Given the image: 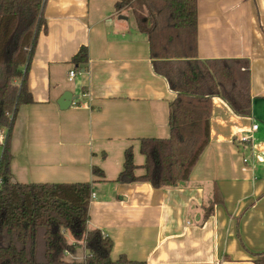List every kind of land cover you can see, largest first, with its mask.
Listing matches in <instances>:
<instances>
[{"label":"crops","instance_id":"obj_1","mask_svg":"<svg viewBox=\"0 0 264 264\" xmlns=\"http://www.w3.org/2000/svg\"><path fill=\"white\" fill-rule=\"evenodd\" d=\"M122 2L46 0L47 30L28 74L34 102L18 108L12 128L11 182L91 183L88 226L112 239L111 264H256L264 252V0H196L198 58L248 61L251 112L213 96L210 140L189 180L159 189L117 181L130 147L136 175L145 173L140 141L170 137L177 97ZM81 47L88 63L78 69ZM72 69L79 73L70 80ZM66 91L74 100L62 109ZM257 122L252 142L236 140ZM85 256L81 246L66 264Z\"/></svg>","mask_w":264,"mask_h":264},{"label":"trees","instance_id":"obj_2","mask_svg":"<svg viewBox=\"0 0 264 264\" xmlns=\"http://www.w3.org/2000/svg\"><path fill=\"white\" fill-rule=\"evenodd\" d=\"M136 1L145 16L138 18L139 27L148 36L154 69L177 97L169 105L170 137L140 141L145 173L136 175L130 147L117 181L176 187L189 180L209 143L213 96H221L239 114H250V67L242 59L198 58L196 0ZM45 6L46 0H0V130L6 129L0 159V264H66V254L81 246L85 264H111L112 239L88 226L91 183L10 180L12 128L18 108L34 102L28 74L38 38L47 30ZM73 62L85 68L88 49L81 47ZM93 171L103 176L101 169ZM119 262L146 264L125 257ZM256 264H264V252Z\"/></svg>","mask_w":264,"mask_h":264},{"label":"built area","instance_id":"obj_3","mask_svg":"<svg viewBox=\"0 0 264 264\" xmlns=\"http://www.w3.org/2000/svg\"><path fill=\"white\" fill-rule=\"evenodd\" d=\"M77 73H79V71H77L76 69H72L69 72V79L73 80L75 78V76L77 75ZM259 123H254L252 125V128L250 129L249 133L246 135H242V136H237L236 140L239 141L240 143H250L252 142L253 138H254V134L255 132L259 129ZM5 128L0 130V142H4V137H5ZM94 197V195H93Z\"/></svg>","mask_w":264,"mask_h":264},{"label":"rangeland","instance_id":"obj_4","mask_svg":"<svg viewBox=\"0 0 264 264\" xmlns=\"http://www.w3.org/2000/svg\"><path fill=\"white\" fill-rule=\"evenodd\" d=\"M124 4H125L124 6H126V8H125V10L123 12L124 14H126V15H129V14L130 15H134V16H137L138 18L142 15L143 9L141 8V3H139L138 1L130 0V2H125ZM5 132H6V130H5Z\"/></svg>","mask_w":264,"mask_h":264},{"label":"water","instance_id":"obj_5","mask_svg":"<svg viewBox=\"0 0 264 264\" xmlns=\"http://www.w3.org/2000/svg\"><path fill=\"white\" fill-rule=\"evenodd\" d=\"M74 95L71 91H66L59 100V105L62 109H66L72 105Z\"/></svg>","mask_w":264,"mask_h":264}]
</instances>
